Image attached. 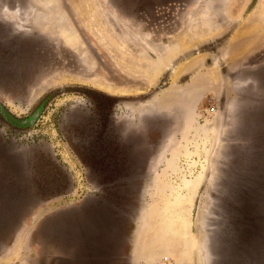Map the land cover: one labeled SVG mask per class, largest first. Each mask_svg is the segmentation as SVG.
Segmentation results:
<instances>
[{
    "label": "rangeland",
    "instance_id": "374dc122",
    "mask_svg": "<svg viewBox=\"0 0 264 264\" xmlns=\"http://www.w3.org/2000/svg\"><path fill=\"white\" fill-rule=\"evenodd\" d=\"M57 1L75 48L40 0H0V62L24 69L0 82V133L24 150V179L3 175L0 191L26 196L0 211V264H184L143 256L149 238L168 243L180 196L190 264H216L232 235L240 264L264 235V189L240 175L264 164V0ZM172 88L189 93L160 106Z\"/></svg>",
    "mask_w": 264,
    "mask_h": 264
},
{
    "label": "bare ground",
    "instance_id": "6f19581e",
    "mask_svg": "<svg viewBox=\"0 0 264 264\" xmlns=\"http://www.w3.org/2000/svg\"><path fill=\"white\" fill-rule=\"evenodd\" d=\"M40 1L43 5H45L47 8H49L53 11L52 17L49 16L48 19L46 18V19H44L45 21L43 20L45 22L44 26H46V24L49 25L51 23L55 25L58 22L59 25L61 26V32L64 36L66 43L72 48L77 47V45L79 44L78 37L74 33V31H73L72 27L69 25V23H67L64 15L59 10L58 1L57 0H40ZM15 21L18 23L17 20H15ZM49 28H47V29L49 30ZM161 56H164V55H161ZM189 63L190 62H186L185 64L181 65L178 68L175 75H177V74L179 75V73ZM213 72H211V73H213ZM191 88H193V87H191ZM189 90H192V89H189ZM183 92L184 93H182V96H179L178 92L174 91L173 88L164 92V94L161 96V98L159 100L161 103L160 106H162V107L167 106L168 107L171 103H173V101H176L178 99H184L183 96L184 97L187 96V94L189 92H188V90L183 91ZM207 145H208V143H207ZM207 145H205L204 147H206ZM197 152H199V151H197ZM200 152H202V151H200ZM205 152L206 153L208 152L207 148L205 149ZM202 175L203 174L200 173L195 180L187 182V187H188L190 196H193L194 192L196 191L199 184L201 183ZM256 180L264 181V167L256 176ZM18 198H21V197L15 198V197H12L11 194H9L6 190L0 191V211L1 212L3 210L5 211L8 209V207L9 208L15 207V205H17L19 203L17 200ZM188 203L189 202L187 199L180 196L176 200V202L173 204L172 209H175V211L171 213V217L168 219V228L165 230L166 231V239L168 242L166 245H163V246L160 245L159 246L158 241L153 240V242L151 243L149 241L150 238L148 239V241L146 243L145 251L143 254L144 258L147 261L150 260L152 262L153 260H155L157 258V256H159L161 254V252L164 253L165 251L169 250V252H172V253H174V251L180 252L182 257H183L182 260H183L184 264H190V255L192 254V252H191L192 243H191V236H190L191 221L189 218V216H190V207L189 206L190 205ZM96 217H95V219H96ZM60 220H61V218H60ZM138 230H139V227H138ZM137 233L138 232H136L134 239H135ZM258 253L259 252H257V254ZM200 255H201V253H200Z\"/></svg>",
    "mask_w": 264,
    "mask_h": 264
},
{
    "label": "water",
    "instance_id": "95a60500",
    "mask_svg": "<svg viewBox=\"0 0 264 264\" xmlns=\"http://www.w3.org/2000/svg\"><path fill=\"white\" fill-rule=\"evenodd\" d=\"M263 167H264V164H262L260 169L257 170V172H255V173H250L248 171L241 173L240 175L243 178V181L246 184H252V186L256 187L259 190L264 189V181L256 180V176L263 169ZM235 187L236 186L233 185V187L231 189L233 190V189H235ZM233 192H231L232 196H233ZM248 194H249V192L246 189L244 191V195H245L244 199H249ZM253 195L258 197V199H264V197L262 196L263 195L262 192H256V193H253ZM11 196H12V194H11ZM252 200L253 199H251L250 201H252ZM258 216H259L258 217L259 220L264 221V210H263V208L261 211L258 212ZM262 229L264 231V226L262 227ZM230 233L232 234V233H234V231L230 230ZM231 238L232 239L229 241L228 246L226 247V249L228 251L225 249L227 251V253H226V251H224L223 248H221L222 251H224V254H222L220 256L221 259H219V261L216 262V264H238L237 263L238 257L235 255V253L238 252V249H237L238 245H237V243L235 241V237L233 235ZM239 249H240L239 250L240 253H242V257H241L242 260H240V264H250V262H256V264H260V263L264 264V235L261 236L258 240L251 243L250 247L249 246L248 247H239ZM250 250H252L251 251L252 253H249L251 256L247 254V252H250ZM257 252H259V253L257 254Z\"/></svg>",
    "mask_w": 264,
    "mask_h": 264
},
{
    "label": "crops",
    "instance_id": "0c3cea01",
    "mask_svg": "<svg viewBox=\"0 0 264 264\" xmlns=\"http://www.w3.org/2000/svg\"><path fill=\"white\" fill-rule=\"evenodd\" d=\"M28 93H29V95H28L29 99L30 98L33 99L35 97V94H37L32 89L29 90ZM28 100L24 101V103H27V104L30 105L31 102H28ZM17 117H20V116H17ZM22 117H24V116H22ZM28 120L25 119V118L23 120H17V123L20 124V127H23V128H19V130L20 129L24 130V128L27 125V123H33L34 122L33 119H28ZM0 124L5 125L2 122ZM23 162H24V150L23 149L21 150L18 146H16V147L14 146L13 148L9 147V145L4 142V140L2 138V134L0 133V181H2V176L3 175L8 177L9 175L11 176V174H13V175L15 174V175L18 176V178L20 180H23L24 179V165H23ZM0 188L2 190L1 186H0ZM21 191L23 193L20 196L23 197V198L26 197L24 195L25 194L24 193L25 192L24 186L22 187ZM7 192L9 194H12L8 190H7ZM20 196H18V197H20ZM12 197L17 198V196H13V195H12ZM21 209H22V207L19 210H21ZM15 212L18 213V209ZM8 222H9V217H7V218L4 217V218L1 219V224L8 223ZM128 263L132 264L131 261H129Z\"/></svg>",
    "mask_w": 264,
    "mask_h": 264
},
{
    "label": "flooded vegetation",
    "instance_id": "af4514ba",
    "mask_svg": "<svg viewBox=\"0 0 264 264\" xmlns=\"http://www.w3.org/2000/svg\"><path fill=\"white\" fill-rule=\"evenodd\" d=\"M19 25L23 26L24 23H19ZM9 61L10 60L4 59L2 63L0 62V82L1 83L5 82L7 78H11V79L16 81L17 79H19V78L21 79L24 76V69L22 68V66L19 67L17 65L18 60H12V63H10ZM119 181H121V178H119ZM104 184L105 183L100 184L99 188L100 189L103 188ZM17 200H18V202H21L22 198H18ZM98 211H100V210H98ZM105 215L106 214L101 213V214H99V216L96 219H95V217H92V220L95 221L99 226L103 227V225L108 221V217L105 218ZM102 235H104V234H102ZM133 262H134V260H133Z\"/></svg>",
    "mask_w": 264,
    "mask_h": 264
}]
</instances>
